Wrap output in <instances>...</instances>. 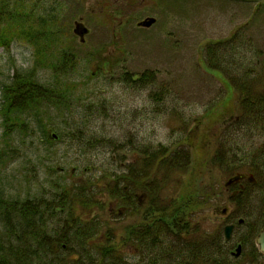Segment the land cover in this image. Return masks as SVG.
Listing matches in <instances>:
<instances>
[{"label":"rangeland","instance_id":"374dc122","mask_svg":"<svg viewBox=\"0 0 264 264\" xmlns=\"http://www.w3.org/2000/svg\"><path fill=\"white\" fill-rule=\"evenodd\" d=\"M82 2V12L67 25V30L71 27L74 32V50L80 57L77 71L71 73L76 99L61 105L58 118L64 120L61 114L74 106L72 118L83 125L86 134L84 155L70 151L67 140L55 136L60 130L51 128L50 134L56 140L51 148L39 143L37 136L28 137L19 150L13 147L7 164L0 163V185L10 188L12 195L24 197L37 192L38 188L31 187L36 181L46 192L49 180L58 175L53 167L69 176V182L107 173L116 179L127 174L139 179L146 175L137 184L142 192L149 193L147 201L140 212L121 217L125 221L118 214L120 202H113L116 199L104 185L91 188L93 193L86 190L87 197L100 200L104 206L97 205L88 213L90 209L76 205L75 214L91 226L104 224L102 231H114L116 239L123 240L127 228L145 224L146 216L153 213L159 220L158 228L164 229L163 238L176 251L173 255L168 250L164 264H184L177 249L188 250L193 245H208L215 250L217 264H264L256 241L264 226V195L237 196L249 208L254 204L261 218L256 225L248 226L239 224L244 218L235 216L233 238L226 240L223 228L228 221L221 217V210L239 206L231 201L236 191L230 194V185L226 184L233 174L218 160L229 150L228 154L235 157L233 164L244 160L234 171L248 174L252 172L249 164L253 147L264 144L259 132H255L257 136L244 132V124L237 128L243 114L235 89L240 79L264 82V0ZM152 18L155 21L150 26L142 24ZM79 23L89 29L84 36L75 32ZM216 41L225 43L213 54L216 64L211 68L206 49ZM31 60L32 48L27 44L15 42L9 49L0 47V106L3 82L17 68L29 67ZM247 69L252 73L248 78L236 74ZM50 79L49 74L42 78L44 82ZM4 129L0 113V148ZM230 129L236 131L225 147L223 133ZM186 193L195 198L197 208L190 216L176 218L170 205L182 196L186 199ZM153 199L157 205L151 207ZM67 209L58 208L63 212L53 225L58 230L61 222L64 225L69 220L64 212ZM246 219L253 222L254 217ZM74 223L69 225L73 228ZM241 238L246 242L238 258L230 251L241 243ZM169 243L162 241L159 248H167ZM129 244L133 243L122 245L116 254L123 256L126 264H140L143 255ZM68 248L67 252L73 251L70 257L77 259L72 264H95V250L90 254L80 244ZM157 253H150L148 260L154 262L152 257L160 256L162 250Z\"/></svg>","mask_w":264,"mask_h":264},{"label":"trees","instance_id":"16d2710c","mask_svg":"<svg viewBox=\"0 0 264 264\" xmlns=\"http://www.w3.org/2000/svg\"><path fill=\"white\" fill-rule=\"evenodd\" d=\"M83 6L82 0H0V47L9 49L13 43L22 42L32 48L31 65L17 68L2 84L0 113L5 129L4 144L0 148L1 164H7L13 147L17 150L23 148L28 137L32 139L37 136L39 143L51 148L56 141L50 134L51 128L60 130L57 134L67 140L70 151L84 155L86 134L83 125L72 118L74 106L61 114L64 120L58 118L61 105H69L76 99L73 93L75 80L71 73L77 71L75 68L80 65V57L74 50V32L71 27L67 30V25L70 19L82 12ZM223 43L216 41L207 45V63L210 67L216 64L212 56ZM249 69L243 72L238 70L236 74L248 78L252 74ZM44 74L50 75L49 82L42 80ZM240 80L242 82L237 80L235 83L243 114L239 124H244L242 130L246 133H262L264 82L257 78ZM63 122L64 125L60 124ZM75 145L79 150H74ZM234 164L242 165L241 160ZM52 169L58 175L49 180L46 192L36 181L32 182L31 187H35V190L38 188L37 192L24 197L12 195L10 188L0 185V264H72L77 259L70 257L73 251L67 250L73 244H80L90 254H94L95 250V264H124L123 256L116 254L124 245L123 240L116 239L114 231H102L104 224L97 222L91 226L84 223L81 215L75 214L76 205L90 209L88 213L97 205L104 206L100 200L86 196V190L91 192L100 185H104L117 204L124 175L116 179L114 174L107 173L95 179L79 177V180L69 182V176L57 171V168ZM145 177H141L142 181ZM125 179L130 187L138 183V179L130 175ZM58 208H68L64 212L68 213L69 220L64 225L60 223V230L53 226L60 221L57 216L63 213ZM71 221L75 222L73 228L69 225ZM162 232L164 229H160L159 235ZM167 250L171 249L162 250L159 264L167 262L164 258ZM177 251L178 258H182L184 264H217V252L209 249L208 245H193L188 250L180 248ZM171 253L174 255L176 251ZM259 254L262 255L261 252Z\"/></svg>","mask_w":264,"mask_h":264},{"label":"flooded vegetation","instance_id":"af4514ba","mask_svg":"<svg viewBox=\"0 0 264 264\" xmlns=\"http://www.w3.org/2000/svg\"><path fill=\"white\" fill-rule=\"evenodd\" d=\"M236 126L238 128L239 126V122L236 123ZM264 128V125H261ZM236 128V130H237ZM236 130H227L226 132L223 133V144L225 147H227V142L229 140V137L232 136V133H234ZM231 133V134H230ZM228 137H227V136ZM258 135L260 136H264V131L262 133H259ZM254 136H257L254 133ZM222 145V144H221ZM223 148V146H222ZM225 150V148H223ZM253 153L250 154V156H252V159L250 158V156H248L252 161V163L249 164V166L252 169V172L248 173V174H244V173H240L238 171H234L236 169V164H233V160L235 157H233L232 155L228 154L229 150H225L226 154L224 152V156L220 155L218 160L221 161L219 162L221 167H225L231 174L230 179L227 180L226 184L230 185L229 187V192L230 194H233L236 191V197L235 199L233 197H231V201L232 203L236 204L237 209L235 207L229 209L228 207L223 208L222 211V218L223 220L228 221L227 224H234V230H235V223L233 222V220L235 219V216H239V218H244V221L242 223L239 224H244V225H250L254 226L256 225V223L260 221V215L257 211L256 208L253 209V205L252 207H248V205H246L245 203H243L242 201L239 202V199H237V196L240 195H244L241 193H246L245 196H249L254 194L255 196H258V194H262L264 195V144L262 145H256L255 147H253ZM223 156V157H222ZM158 159V156L155 158V160ZM174 163L175 160L173 159ZM242 163H244V160H241ZM128 175V174H127ZM127 175H124V181L122 182V187H121V196L119 197V210H118V214L120 216V218H126L124 216H133L135 215L137 212H140V209L142 208V205H144L147 201V195L149 193L147 192H142V188L138 186V184L136 183L135 186L130 187L127 185V180L125 178H127ZM133 176V175H131ZM134 177V176H133ZM136 180L138 179V183L139 181L141 182L142 179H139L137 177ZM153 191V189H151ZM190 194V193H189ZM189 194L186 193V195H188V197L186 199H184L185 197L182 196L178 199L179 202L175 203L173 206H171V210L174 209V217L176 218H181L184 216H190L192 214V211L195 212L196 208H197V202H195V198L189 197ZM234 194V195H235ZM233 196V195H232ZM185 200V203L181 204V202ZM242 200V199H241ZM264 202V199H262ZM237 202V203H235ZM178 203H180L178 205ZM157 203L155 202V199L152 200L151 203V207L156 206ZM263 206V204H262ZM174 207V208H173ZM183 207V208H182ZM264 208V206H263ZM262 208V209H263ZM192 210V211H191ZM237 210V212H236ZM178 211V212H176ZM112 212H115L114 207H112ZM253 214V215H252ZM173 215V213H172ZM252 215V216H251ZM264 215V214H263ZM151 217L146 216V220H145V224H141L140 223H136L133 224V226L131 228H127L125 230L124 233V238L123 239V243L128 244V243H133V244H129L130 248H136L137 252H140L141 255H143V258L141 259V261H139L140 264H159V255L158 257H152L154 258V262L153 261H149L147 257L150 253H157L158 250H163V249H168L170 248L171 250H169L170 252L173 251L174 249V245L170 244L167 240L163 239V234L161 233L159 235L160 229L158 228V219L154 216L153 213H151L150 215ZM231 217V220H230ZM246 217H254L253 222H251V219L248 220L246 219ZM121 218L122 221H125ZM238 218V217H237ZM238 218V219H239ZM237 219V220H238ZM238 222V221H237ZM125 226H127L125 224ZM249 232H250V228H249ZM123 238V236H122ZM163 239V240H162ZM129 241V242H128ZM166 242L169 243L167 244V248H159V243L160 242ZM149 242V243H147ZM239 242H242L243 245H245L244 243L246 242V240H244V238H241ZM149 245V247H148ZM168 251V250H167ZM149 252V253H148ZM158 254V253H157ZM124 264H126L124 262Z\"/></svg>","mask_w":264,"mask_h":264},{"label":"water","instance_id":"95a60500","mask_svg":"<svg viewBox=\"0 0 264 264\" xmlns=\"http://www.w3.org/2000/svg\"><path fill=\"white\" fill-rule=\"evenodd\" d=\"M154 21H155V19L152 18V19L146 20L142 24H144L146 26H150L151 24L154 23ZM75 32L83 36L86 33H88V28L85 27L83 24H78L77 25V28L75 29ZM240 221H243V220L241 219ZM233 229H234V225H232V224H229V225H226L225 226L224 232H225V238L227 240H229L232 237ZM257 243L259 245L260 251L262 253H264V227L260 231V233H259V235L257 237ZM242 252H243L242 244H238V246L236 247V249L232 251L233 255H235L237 257L240 256L242 254Z\"/></svg>","mask_w":264,"mask_h":264}]
</instances>
